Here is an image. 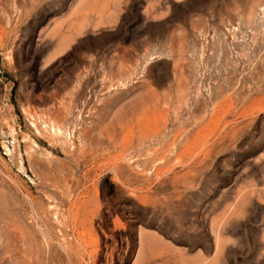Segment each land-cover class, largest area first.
Returning a JSON list of instances; mask_svg holds the SVG:
<instances>
[{
  "label": "rangeland",
  "instance_id": "obj_1",
  "mask_svg": "<svg viewBox=\"0 0 264 264\" xmlns=\"http://www.w3.org/2000/svg\"><path fill=\"white\" fill-rule=\"evenodd\" d=\"M0 264H264V0H0Z\"/></svg>",
  "mask_w": 264,
  "mask_h": 264
}]
</instances>
